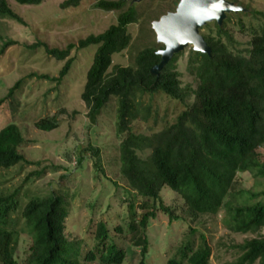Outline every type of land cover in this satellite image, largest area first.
Wrapping results in <instances>:
<instances>
[{
	"label": "trees",
	"instance_id": "trees-1",
	"mask_svg": "<svg viewBox=\"0 0 264 264\" xmlns=\"http://www.w3.org/2000/svg\"><path fill=\"white\" fill-rule=\"evenodd\" d=\"M15 1L33 5L43 0ZM81 1L65 0L61 7H77ZM95 5L107 11H120L117 24L78 43H69L63 49L50 48L42 41L33 44L31 49L43 47L47 55L62 61L73 50L98 46L87 72L82 100L89 110L88 117L95 122L105 104L112 97L117 99L116 136L121 140L116 166L120 177L141 199L143 210L139 214L134 202L128 204L131 223L126 238L132 247L140 248L137 264H149L147 229L159 212L166 214L169 222L184 220L200 226L203 217L216 216L222 210L224 223L231 232L252 235L233 246L237 256L224 264H264V234H261L264 200L247 201L248 190L235 187L240 173L264 175L261 152L264 147V25L252 30L251 40L240 49L227 28L232 19L230 14L222 25L208 23L205 26L208 34L204 37L211 54L193 49L189 53V73L197 80L194 88L191 84L183 86L174 60L160 71L158 79L151 74V68L161 60L156 53L157 46H147L138 52L135 65H115L109 72L113 55L130 45L132 37L127 26L139 19L135 6L128 0H99ZM248 9L244 15H253ZM254 15L264 20V12L256 11ZM236 16L239 30L243 31L241 15ZM0 17L19 20L7 0H0ZM7 48L8 41H4L0 57ZM73 61L69 58L58 76H36L59 83L68 75ZM19 86L22 87V79L9 88L7 96H13ZM156 93L183 106L172 121H166L159 128L158 114H152L150 106L138 99ZM138 118L149 123L148 133L135 128ZM58 124L57 120L48 118L37 126L51 130ZM24 140L22 128L14 121L0 130V168L8 170L20 162L29 163L20 152ZM85 150L76 155V168L80 171L89 159ZM91 150L92 158H96L95 166L103 170L100 148ZM35 173L42 174V171ZM0 176L5 178L3 174ZM31 179L32 175H27L24 180ZM165 188L181 196L180 207L164 203ZM21 189L22 185L0 188V264H88L95 260L103 264L123 263L127 256L125 249H118L114 242L105 246L110 238L109 222L100 221L95 236L98 245L106 248L98 249L99 255L94 249L86 251L80 238L65 233L68 210L63 194L53 191L45 197L37 195L24 204L17 196ZM195 233H201L200 229L190 226L189 234L181 238L166 264H211L210 243L201 233L202 242L196 244L192 237Z\"/></svg>",
	"mask_w": 264,
	"mask_h": 264
},
{
	"label": "rangeland",
	"instance_id": "rangeland-1",
	"mask_svg": "<svg viewBox=\"0 0 264 264\" xmlns=\"http://www.w3.org/2000/svg\"><path fill=\"white\" fill-rule=\"evenodd\" d=\"M64 1L43 0L39 4L21 5L15 0H7L19 20L0 17V46L8 41V48L0 57V130L12 121L22 128L25 140L20 152L29 161L20 162L8 170L0 168V174L5 175V178L0 176V188L11 189L22 185L17 196L24 204L37 195L45 197L50 192L59 191L56 194H63L67 202L68 214L64 222L66 234L72 233L80 238L84 250L94 249L99 255L98 249L104 246L98 245L99 241L95 237L98 224L100 221L109 222L110 238L106 240L105 246L116 243L118 249H125L127 252L122 264H137L141 258L140 248L132 247L126 238L131 223L128 204L134 202L139 214L143 210L140 208L141 199L127 186L125 179L120 177L116 166L121 140L116 136L117 99L112 97L105 104L95 122L88 117L89 110L82 100L87 72L98 46L73 50L62 61L47 55L43 47L31 49L38 41L50 48L63 49L69 43H78L92 34L98 35L117 24L120 11L96 7L99 0H82L79 6L68 8L61 7ZM232 1L245 7L244 11L230 13L232 19L227 24L237 46L243 49L251 40L252 30L264 25V20L254 15L256 11L264 12V0ZM177 2L130 1L135 6L139 20L127 26L132 37L130 45L123 52L113 55L109 72L115 65H135L136 55L147 46L161 47L152 22L168 11H174ZM127 7L128 5L123 10ZM246 8L253 15H244ZM236 15H241L245 25L243 31L239 30ZM201 33L203 36L207 35L208 29L204 27ZM190 49L192 47H186L170 61H175L183 86L191 84L195 88L197 80L190 75L188 66ZM69 58L74 61L68 75L61 82L38 79L36 76H58ZM21 79L22 87L19 86L13 96H7L9 88ZM138 99L145 106H150L152 114H158V128L164 126L166 121H172L183 109L179 102L172 101L161 93L145 94ZM48 118L57 120V127L44 130L37 126ZM134 124L138 131L148 133L146 128L149 123L138 118ZM93 148L101 150L103 170L95 166L96 158L91 156ZM83 150L89 159L84 161L85 166L80 171L76 168V155ZM261 152L264 155V147ZM36 170H41L42 174H36ZM27 175H32V179L25 181ZM235 187L237 190H248L245 193L247 201L264 200V175L254 176L249 171L240 173ZM250 192L257 195L253 196ZM162 196L166 205L180 207L181 196L177 192L165 188ZM224 216L222 210L216 216L203 217L202 225L199 226L184 220L169 222L168 216L159 212L147 229L150 237L149 264H166L168 258L174 255L181 238L189 234L190 226L199 228L210 243L211 264H224L234 259L237 252L233 246L252 235L231 232L224 223ZM201 233L192 236L196 244L202 242ZM261 234H264V229ZM88 264L103 263L95 260Z\"/></svg>",
	"mask_w": 264,
	"mask_h": 264
},
{
	"label": "water",
	"instance_id": "water-1",
	"mask_svg": "<svg viewBox=\"0 0 264 264\" xmlns=\"http://www.w3.org/2000/svg\"><path fill=\"white\" fill-rule=\"evenodd\" d=\"M244 10L243 6L232 0H180L174 11H168L152 22L157 41L164 48H159L156 52L161 60L151 68V74L158 79L160 71L173 56L186 47H192L196 52L211 54V47L201 30L212 22L222 25L228 14Z\"/></svg>",
	"mask_w": 264,
	"mask_h": 264
},
{
	"label": "flooded vegetation",
	"instance_id": "flooded-vegetation-1",
	"mask_svg": "<svg viewBox=\"0 0 264 264\" xmlns=\"http://www.w3.org/2000/svg\"><path fill=\"white\" fill-rule=\"evenodd\" d=\"M161 17V16H160ZM155 21V20H154ZM162 45V44H161ZM163 46V45H162ZM160 48H164V47H160ZM159 50V48L156 50V52Z\"/></svg>",
	"mask_w": 264,
	"mask_h": 264
}]
</instances>
